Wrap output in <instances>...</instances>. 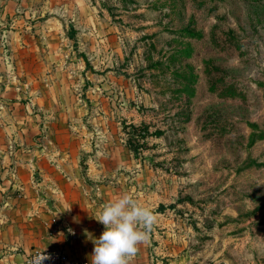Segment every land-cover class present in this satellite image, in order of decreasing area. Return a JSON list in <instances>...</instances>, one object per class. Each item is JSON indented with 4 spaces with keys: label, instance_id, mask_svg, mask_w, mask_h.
Masks as SVG:
<instances>
[{
    "label": "rangeland",
    "instance_id": "obj_1",
    "mask_svg": "<svg viewBox=\"0 0 264 264\" xmlns=\"http://www.w3.org/2000/svg\"><path fill=\"white\" fill-rule=\"evenodd\" d=\"M0 11V43L46 59L13 62L25 80L14 85L47 114L49 139L61 129L80 145L90 210L78 208L72 259L90 264L105 230L96 212L130 194L157 218L130 264H264V0H6Z\"/></svg>",
    "mask_w": 264,
    "mask_h": 264
},
{
    "label": "crops",
    "instance_id": "obj_2",
    "mask_svg": "<svg viewBox=\"0 0 264 264\" xmlns=\"http://www.w3.org/2000/svg\"><path fill=\"white\" fill-rule=\"evenodd\" d=\"M5 14L0 11V22ZM12 50L19 49L0 43V264H25L47 248L75 256L78 241L71 233L82 222L78 208L90 210L79 180L80 145L77 138L63 143L61 129L58 140L49 139L47 114L32 109L23 86L14 85L25 80L10 71L13 62L39 65L45 57L20 58Z\"/></svg>",
    "mask_w": 264,
    "mask_h": 264
},
{
    "label": "clouds",
    "instance_id": "obj_3",
    "mask_svg": "<svg viewBox=\"0 0 264 264\" xmlns=\"http://www.w3.org/2000/svg\"><path fill=\"white\" fill-rule=\"evenodd\" d=\"M94 219L105 230L92 241L90 264H130L138 245L148 242L157 218L150 208L124 194L104 204ZM44 252L34 258L33 264L51 259Z\"/></svg>",
    "mask_w": 264,
    "mask_h": 264
},
{
    "label": "built area",
    "instance_id": "obj_4",
    "mask_svg": "<svg viewBox=\"0 0 264 264\" xmlns=\"http://www.w3.org/2000/svg\"><path fill=\"white\" fill-rule=\"evenodd\" d=\"M43 252L45 255L50 256L51 259L44 260L42 264H88L86 261L78 262L72 259L71 256H69L66 252L56 248H47L44 250L35 251L30 256H28L25 264H33L34 258Z\"/></svg>",
    "mask_w": 264,
    "mask_h": 264
},
{
    "label": "trees",
    "instance_id": "obj_5",
    "mask_svg": "<svg viewBox=\"0 0 264 264\" xmlns=\"http://www.w3.org/2000/svg\"><path fill=\"white\" fill-rule=\"evenodd\" d=\"M133 131H137L139 132V135L142 137V138H145L146 135H148L149 131L146 129V128H137V127H132ZM128 143L130 144V146L132 147V149L134 150V152L136 154H139V148H140V143L138 141L137 138L134 137L133 134H131L129 140H128ZM144 145V144H143Z\"/></svg>",
    "mask_w": 264,
    "mask_h": 264
}]
</instances>
